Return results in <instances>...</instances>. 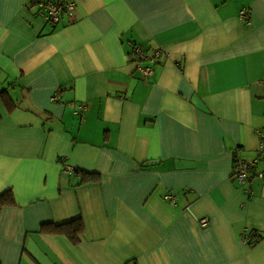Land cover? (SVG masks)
Here are the masks:
<instances>
[{"label": "crops", "instance_id": "obj_1", "mask_svg": "<svg viewBox=\"0 0 264 264\" xmlns=\"http://www.w3.org/2000/svg\"><path fill=\"white\" fill-rule=\"evenodd\" d=\"M75 1L0 0V264H264V178L233 177L264 137V0ZM74 218L77 243L40 230Z\"/></svg>", "mask_w": 264, "mask_h": 264}, {"label": "built area", "instance_id": "obj_2", "mask_svg": "<svg viewBox=\"0 0 264 264\" xmlns=\"http://www.w3.org/2000/svg\"><path fill=\"white\" fill-rule=\"evenodd\" d=\"M38 9L43 13L46 19L51 23H58L64 14L72 15L76 8L75 0H31ZM251 11L249 8H243L240 10L238 19L240 21H247ZM134 58L138 62L137 74L139 76L148 77L154 74L153 63L161 57L163 50L158 48L149 54L144 48L135 46L133 48ZM150 62V63H147ZM60 91L57 90L53 100L59 97ZM260 134V143L256 152L251 159L237 158L233 166V177L240 183H249L255 177L264 178V169H260L257 165L260 161L264 160V137ZM68 173H73V169L65 167L64 169ZM166 199L174 201V197L171 193L165 195ZM206 219H202L201 222L205 224ZM244 242L251 245L256 242L257 238L254 233L243 234Z\"/></svg>", "mask_w": 264, "mask_h": 264}, {"label": "trees", "instance_id": "obj_3", "mask_svg": "<svg viewBox=\"0 0 264 264\" xmlns=\"http://www.w3.org/2000/svg\"><path fill=\"white\" fill-rule=\"evenodd\" d=\"M4 95V99L6 98V102L9 108H14L15 103L11 99L8 94L2 92ZM75 172V171H74ZM77 174H81L83 176V181H87L92 178L94 173H89L82 170H77ZM15 205V198L12 190H6L0 194V212L4 207L13 206ZM42 232L49 233V234H62L67 236L72 243H77L80 238V234L84 230V223L82 218H74L67 222L56 224V223H43L41 225ZM261 235L255 234V237H260Z\"/></svg>", "mask_w": 264, "mask_h": 264}]
</instances>
